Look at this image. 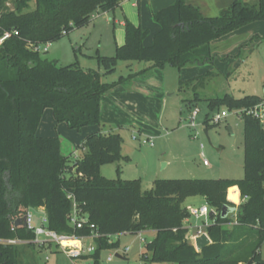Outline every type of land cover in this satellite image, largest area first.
I'll return each instance as SVG.
<instances>
[{"label": "trees", "instance_id": "obj_1", "mask_svg": "<svg viewBox=\"0 0 264 264\" xmlns=\"http://www.w3.org/2000/svg\"><path fill=\"white\" fill-rule=\"evenodd\" d=\"M121 2L0 0V40L11 33L0 44V239L33 241L34 233L16 227L15 222L28 210L39 208L48 216L51 230L90 234L88 228L75 230L68 224L72 205L67 196L71 194L101 234L95 252L83 257L93 264H101L104 251L119 248V241L110 242L111 237L144 231L155 232L142 254L144 263L264 264V127L254 117L238 114L258 105L263 97L225 96L209 102L211 109L225 106L244 122V177L240 180H156L152 190L143 192L139 182L100 174L102 166L124 159L120 134H90L83 143L82 157L72 165L61 152L58 135H37L46 109L53 111L57 123L73 130L100 126L101 98L134 78V62L151 64L143 74L167 64L183 68L212 63L214 41L264 21V0L256 4L235 0L215 17H205L198 7L176 0L154 14L160 31L152 46H144L146 31L126 21L125 44L114 56L97 54L98 70L86 69L79 62L59 66L33 50V46L47 45L90 25L95 14L114 11ZM119 62L128 63L129 76L105 82ZM205 123L209 125L208 120ZM117 171L120 175V168ZM235 186L243 202L230 228L232 219L222 212L224 207H236L230 201L239 203ZM197 196L215 213L206 230L211 244L200 252L189 240L185 222L190 214L183 205ZM40 251L32 243H0V264H36Z\"/></svg>", "mask_w": 264, "mask_h": 264}, {"label": "rangeland", "instance_id": "obj_2", "mask_svg": "<svg viewBox=\"0 0 264 264\" xmlns=\"http://www.w3.org/2000/svg\"><path fill=\"white\" fill-rule=\"evenodd\" d=\"M133 1L137 4V0ZM175 1L164 0L165 5L161 9ZM213 1L215 0H185L186 4L197 2L202 5L203 14L215 17L221 11L217 12ZM216 1L217 6L220 0ZM257 2L258 0H249L251 4ZM134 11L135 13H129L135 22L132 24L148 33L144 46H152L155 35L160 31L159 24L155 22L152 13L143 11L141 19L138 9ZM97 20L90 27L75 30L43 46L48 51L42 52V57L57 62L59 66L79 62L86 69L98 70L94 57L97 54L114 56L117 49L125 43L126 30L123 29L124 34L116 44L115 34L122 28L114 23L113 13L108 16L100 15ZM212 48L213 62L203 65L177 68L167 64L143 74L151 64L134 62V78L115 86L101 98L100 126L73 130L66 123H57L53 111L46 109L37 135H58L61 152L69 158V164L72 165L76 157H82L83 143L90 134H120L124 159L119 163L102 166L100 174L107 179H117L120 176L122 180L139 182L143 192L152 190L156 180H240L244 177V122L234 112H229V116L220 123L213 122L215 116L228 109L225 106L211 109L209 102L225 96L235 99L246 96L264 97V21L248 24L214 41ZM84 55L93 58L85 59ZM127 64L119 62L116 72L105 78V82H117L121 76L127 78L130 73L127 71ZM197 110L199 114L195 121L196 128H192L190 118ZM206 120L209 125L205 123ZM204 159L209 162V166H204ZM118 168L121 170L120 175ZM242 202L233 204L239 207ZM204 203L205 199L197 196L186 199L183 205L187 208H200ZM34 215L39 221V215L35 212ZM229 217L232 224L228 227L231 228L236 214ZM197 223L202 224L201 221H192V224ZM203 230L206 232L207 229L203 227ZM154 238V231L113 236L112 241H119L118 250L130 248L126 258L129 261L115 258L108 263L106 259L114 254V250H107L101 255V264H145L142 254L146 244ZM189 240L193 242L191 238ZM36 250H41L36 256V264L91 262L71 259L55 246L51 249L36 246ZM261 255L264 259V244Z\"/></svg>", "mask_w": 264, "mask_h": 264}, {"label": "built area", "instance_id": "obj_3", "mask_svg": "<svg viewBox=\"0 0 264 264\" xmlns=\"http://www.w3.org/2000/svg\"><path fill=\"white\" fill-rule=\"evenodd\" d=\"M18 35V32L14 33ZM66 34V33H64ZM11 36V33H6L4 37L0 40V44L8 39ZM46 45L33 46V50L38 53H46L48 51ZM235 113V112H234ZM243 113L254 117L259 120L262 126L264 127V97L262 101L256 105L255 107L247 110H243L238 112V114L242 115ZM199 111H194L190 118L191 127L196 128V117L198 116ZM236 114V113H235ZM229 116V110L222 111L219 115L213 118V122L220 123L222 119H225ZM76 159H79L76 157ZM204 166H209V162L207 160H203ZM68 200L71 202L72 208L71 213L68 215V224L73 227L75 230H83L88 228L90 230V234L84 236H77L75 234H60L56 231H53L49 228V219L46 215L45 211L40 213V209H30L27 214L23 217L26 221V229L34 233L35 238L33 241H23L20 239H0L1 244L8 245H28L34 244L38 247L46 248L49 245L55 246L60 249L62 252L67 254L71 259L74 260H84L83 257L92 255L96 250V241L101 237V234L97 232L96 226L89 222L88 215L79 207L75 198L70 194L67 196ZM190 219L186 221H190L194 219L196 222L201 221V225H195L194 234H192V243L195 246V240L202 236L203 234H207L203 230L204 228H208L213 224V221L210 217V212L212 211L207 204L201 206L200 208H188ZM34 212L39 215V221L36 220V216ZM236 224V222L234 223ZM17 227V226H16ZM190 229V227H187ZM112 238V237H111ZM110 242H113L110 239ZM130 252L129 247H125L122 250H114V254L110 255L106 262L111 263L115 258L116 254L122 255L123 257H127ZM88 261V260H86ZM85 262V261H84ZM90 264H93L91 261Z\"/></svg>", "mask_w": 264, "mask_h": 264}, {"label": "crops", "instance_id": "obj_4", "mask_svg": "<svg viewBox=\"0 0 264 264\" xmlns=\"http://www.w3.org/2000/svg\"><path fill=\"white\" fill-rule=\"evenodd\" d=\"M132 1L133 0H122L120 6L116 10L111 11V12H106V13L98 12L93 17V20H92L91 24L88 25V26H86V27H90L93 24H96L95 22L98 21L97 19H98V17L100 15L108 16L109 13H113L114 23L116 25H119V27L122 28L121 30H118L117 33L115 34V39H116V44H117L120 41V36H122L124 34L123 29L125 28L126 21H129V22H131L133 24L135 23L132 20V15L129 14L130 11H133L135 13L134 10L135 9H138V13H139V15H140V17L142 19V16L141 15H142L143 11H146L147 13H152L154 15V12L158 11L159 9H161L162 7H164V5H165L164 4L165 3L164 0L163 1L162 0H137V4L134 3V1L133 2ZM234 1L235 0H228L227 2H225L223 0H220L219 5H217V6H216V4H217V1L216 0L213 1L212 3L216 7L217 12H220V11H222L224 9L229 8ZM244 1L245 2H249V0H244ZM189 5H193V6H196V7L198 6V8H200L201 14L203 16H205V17H212V16H207V15L203 14L204 13L203 12V7H202V5L198 4L197 2H195V3L194 2H191ZM141 19H140V26L142 25ZM79 30H81V29H79ZM79 30H77V31H79ZM125 41H126V36H125ZM85 56L86 55H84V57ZM110 92H108L107 94H109ZM232 188H236L237 189V192L239 193V200L242 202V198H241V194H240L239 188L237 186L232 187ZM230 202L234 203L233 201H230ZM205 204H206V202L203 205H205ZM43 212H44V209L43 208L40 209V213H43ZM192 221H195V220L194 219H191L190 221H186L185 222V226L186 227H190V229H189V235H188L189 238H191L192 237V234H194L195 228H193V227L195 225H199L198 223L197 224H192ZM145 232H148V231L141 232L140 234L145 233ZM46 248L49 249L48 247H46ZM46 248H44V249H46ZM51 248L52 247H50V249ZM127 257H125V258H127ZM145 264H148V263H145Z\"/></svg>", "mask_w": 264, "mask_h": 264}, {"label": "water", "instance_id": "obj_5", "mask_svg": "<svg viewBox=\"0 0 264 264\" xmlns=\"http://www.w3.org/2000/svg\"><path fill=\"white\" fill-rule=\"evenodd\" d=\"M207 133V131H205ZM237 207H224L223 212H222V216L223 217H227L228 215L231 214H235L237 212ZM215 213L213 211L210 212V217H212ZM26 225V221L24 218L17 220L15 222V226H25ZM211 244V240L209 238V236L207 234H203L202 236L198 237L195 240V247L197 249L198 252L202 251L205 247H207L208 245ZM116 258L121 259V260H126L129 261L128 259H126L125 257H123L122 255L116 254Z\"/></svg>", "mask_w": 264, "mask_h": 264}, {"label": "clouds", "instance_id": "obj_6", "mask_svg": "<svg viewBox=\"0 0 264 264\" xmlns=\"http://www.w3.org/2000/svg\"><path fill=\"white\" fill-rule=\"evenodd\" d=\"M230 198H234V197H230Z\"/></svg>", "mask_w": 264, "mask_h": 264}]
</instances>
